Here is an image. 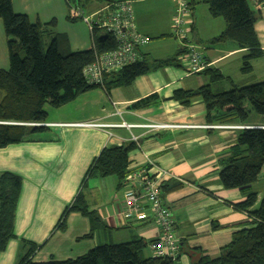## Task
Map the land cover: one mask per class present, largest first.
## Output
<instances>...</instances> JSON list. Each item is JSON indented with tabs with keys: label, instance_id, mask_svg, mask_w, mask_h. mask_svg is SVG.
<instances>
[{
	"label": "crops",
	"instance_id": "0c3cea01",
	"mask_svg": "<svg viewBox=\"0 0 264 264\" xmlns=\"http://www.w3.org/2000/svg\"><path fill=\"white\" fill-rule=\"evenodd\" d=\"M68 1L12 0V7L16 13L27 15L33 23L55 19V32L67 36L72 51L91 49L93 32L86 23L68 18ZM87 1L90 10L84 12L92 15L106 3L120 0ZM130 1L138 31L149 37V42L140 48L142 56L159 59L175 55L182 45L176 53L169 55L173 44L170 50L163 43L166 37L172 36V1L151 0L152 3L144 6L140 4L148 0ZM249 2L253 9L259 11L255 29L264 49V3L256 8L253 2ZM190 4L194 20L192 40L205 47L202 51L208 63L206 69H218L224 78L212 81L207 72L189 74L182 62L180 66L166 65L138 76L128 86L114 87L109 92L103 88L91 89L58 108L46 104L48 118L45 122L98 120L117 123L124 120L132 124L166 122L192 126L150 130L138 126L100 129L67 124L41 125L44 127L41 131L0 148V174L9 171L22 180L15 208L14 236L0 253V264H19L21 257L33 245L37 247L33 261L45 263L52 258H76L99 244L135 239L149 242L159 236V225L150 216L142 221H127L121 216L124 192L130 188L125 179L121 183L114 175L100 177L87 174L95 158L111 145L135 143L128 154V173L146 166L153 175L158 171L165 173L162 186L182 183L180 188L171 191L162 187V197L172 212L180 241L177 264H191L189 254L194 249H200L203 255L218 256L235 231L249 226L247 215L232 205L246 200L249 192H257V206L264 195V188L255 186L264 180V174L249 192L225 188L220 180L222 160L230 156L240 129L204 126L247 124L264 127V116L254 118L250 111L244 123L236 116L209 121L201 98L185 106L173 96L177 90H196L204 85H210L214 92H222L233 86L262 81L264 57L254 59L253 70L243 73L242 60L248 50L239 48L232 41L213 43L212 39L226 28V23L215 17L207 29L199 18L196 19L195 0H190ZM153 38L163 45L151 48ZM9 67L7 36L0 19V69ZM133 136L139 138V145L133 141ZM80 191L88 208L97 212L103 225L92 231L89 217L71 211L67 214L65 229H57L62 214ZM153 255L147 245L143 256ZM199 255L194 256L197 258Z\"/></svg>",
	"mask_w": 264,
	"mask_h": 264
},
{
	"label": "trees",
	"instance_id": "16d2710c",
	"mask_svg": "<svg viewBox=\"0 0 264 264\" xmlns=\"http://www.w3.org/2000/svg\"><path fill=\"white\" fill-rule=\"evenodd\" d=\"M214 17L225 20L226 28L213 43L234 42L248 52L243 56L241 70H253L252 61L264 57L255 23L259 11L249 0H205ZM68 5H76L68 1ZM70 20L73 19L68 15ZM0 19L3 22L9 51V69H0V121L43 122L48 118L45 105L58 108L74 100L79 94L95 88L109 92L114 87L128 86L140 75L166 65L180 66L181 47L175 55L154 59L143 55L138 61L118 71L104 74V84L89 83L84 68L96 55L117 47L114 36L101 28L93 30L91 49L72 51L67 36L56 33V20L31 22L27 15L16 13L12 0H0ZM46 45V46H45ZM212 81L224 78L218 69H204ZM183 105L201 98L207 109L209 121L230 119L236 116L246 122L250 111L264 116V80L248 85L233 86L229 90L214 92L210 85L196 90H177L173 96ZM144 101V100H143ZM213 112H215L213 114ZM247 125V124H242ZM249 126V125H248ZM41 125L0 122V148L22 141L28 134L39 132ZM135 143L105 147L91 164L89 176H116L122 183L128 174V154ZM230 156L223 159L220 180L227 189L239 188L249 192L264 174V128L246 127L238 132L237 143L231 147ZM21 177L5 171L0 174V253L14 236L15 208L21 189ZM85 185V180L83 182ZM162 186V185H161ZM182 183H166L165 191L180 188ZM257 192H249L246 200L233 204L244 212L249 226L233 233L216 257L203 255L200 249L191 250V264H264V195L260 203ZM77 211L90 218L92 231L103 222L95 210H90L82 191L62 214L57 229L66 227L67 214ZM92 232L89 234L91 235ZM135 239L129 242L99 244L76 258L51 259L45 263L34 262L35 245L21 257L19 264H177L178 257H144V248L153 241ZM200 254L197 258L194 255Z\"/></svg>",
	"mask_w": 264,
	"mask_h": 264
},
{
	"label": "built area",
	"instance_id": "2783aa9c",
	"mask_svg": "<svg viewBox=\"0 0 264 264\" xmlns=\"http://www.w3.org/2000/svg\"><path fill=\"white\" fill-rule=\"evenodd\" d=\"M255 7L264 3V0H250ZM172 17V35L178 38L183 47L180 62L186 65L189 74L198 73L207 68L202 48L191 37L192 8L190 0H175ZM69 15L73 19L84 21L93 32L95 27L110 32L117 41V47L108 52L96 55L95 60L87 65L84 76L89 83L104 84V74L118 71L123 67L141 59L140 48L149 42V37L138 31L135 23L134 9L130 0L110 1L88 15L81 7L69 6ZM115 104V103H114ZM26 125H74L81 127H93L109 129L113 127L132 128L135 126L159 130L167 128L190 127L188 124L150 122L132 124L124 120L117 123H106L98 120H88L73 123H49V122H7ZM206 128L234 127L246 128L250 125H217L208 124ZM109 132V131H108ZM112 135V132H109ZM139 138L133 136V141L138 145ZM164 172L158 171L153 175L148 167H142L131 171L124 182L130 185L124 192V207L120 211L127 221H142L149 216L158 223L160 234L149 247L157 257L169 256L176 259L180 254V241L175 230V220L170 208L165 204L162 197V183Z\"/></svg>",
	"mask_w": 264,
	"mask_h": 264
},
{
	"label": "rangeland",
	"instance_id": "374dc122",
	"mask_svg": "<svg viewBox=\"0 0 264 264\" xmlns=\"http://www.w3.org/2000/svg\"><path fill=\"white\" fill-rule=\"evenodd\" d=\"M71 1V3H73V4H77V5H79L81 8H83L84 9V11H86V13H88L89 12V6H88V1L87 0H70ZM170 1H172V5H173V8H174V6L176 5V2H175V0H170ZM150 3H152V1L151 0H148L147 2H145V3H141L140 5L141 6H144V5H147V4H150ZM153 3H155V2H153ZM154 7V6H153ZM172 8V9H173ZM195 8H196V13H195V15H196V19L198 20V18H199V20H200V23L201 24H204V26L208 29L210 26H211V24H213L211 21H212V19L213 18H215L214 16H212V14L210 13V10H209V6H208V4L205 2V0H195ZM150 12H152V8H150ZM167 14V13H166ZM217 19H221L222 21H224V23H225V20L223 19V18H221V17H216ZM157 19H158V16H157ZM78 21H82V20H80V19H77ZM159 20V19H158ZM83 23H85L84 21H82ZM192 23H194V20H193V18H192ZM166 40H163V43H165V46H167V48L168 49H170L171 50V43L173 44V47H172V51L169 53V55L171 54H174V52L176 53V50H178V48H179V45H181V42H180V40L178 39V38H176L174 35H172V36H168V37H166L165 38ZM157 42V38H153L152 40H151V43H150V46H151V48L152 47H157V46H159V45H163V43H156ZM46 46V45H45ZM200 47L204 50L205 49V47L204 46H202L201 44H200ZM156 55L157 56H163V54L162 53H156ZM164 55H166L167 56V54L166 53H164ZM250 84H252V83H250ZM254 118L255 117H259L260 116V114H257V113H255L254 111H252V114H251ZM255 188H257V189H261V188H264V180H261V181H259L258 183H257V185L255 186Z\"/></svg>",
	"mask_w": 264,
	"mask_h": 264
},
{
	"label": "water",
	"instance_id": "95a60500",
	"mask_svg": "<svg viewBox=\"0 0 264 264\" xmlns=\"http://www.w3.org/2000/svg\"><path fill=\"white\" fill-rule=\"evenodd\" d=\"M250 127H260V128H264V127H261V126H250ZM248 128V127H247Z\"/></svg>",
	"mask_w": 264,
	"mask_h": 264
}]
</instances>
